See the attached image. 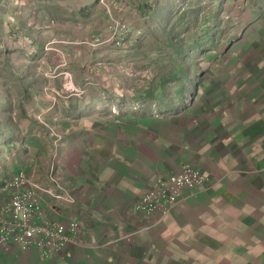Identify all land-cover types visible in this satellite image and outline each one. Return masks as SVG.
<instances>
[{
    "label": "crops",
    "instance_id": "0c3cea01",
    "mask_svg": "<svg viewBox=\"0 0 264 264\" xmlns=\"http://www.w3.org/2000/svg\"><path fill=\"white\" fill-rule=\"evenodd\" d=\"M151 4L0 0V65L24 73L104 71L108 63L98 61L102 51L95 40L107 37L111 18L128 22L133 35H139L144 22L155 16ZM217 6L222 8L215 20L229 24L230 38L236 35L233 43L217 45L218 53L243 51L259 61L209 64L207 72L214 75L201 79L197 108L190 106L174 118L130 109L103 118L101 124L90 117L95 121L84 126L85 118L71 117L76 113H52L54 130L74 136L53 146L50 157L56 177L75 202L56 200L55 187L47 178L41 185L48 191L42 193V222L79 220L77 242L52 260L43 258L39 247L21 251L0 246V264H264V0H219ZM255 21L262 25L260 35L252 29L253 35L244 42L242 33L251 30L246 23ZM220 31L212 40L220 37L222 43ZM91 82L104 86L106 81ZM90 93L87 100L101 102ZM2 99L0 122L11 111ZM34 99L41 104L33 109L22 104V119L50 115L45 109L52 99L42 93ZM28 127L18 128L27 133ZM45 131L42 126L40 132L32 129ZM39 147L27 146L36 150L25 166L44 150ZM4 150L13 153V145H4ZM8 158L12 167L16 160L9 154ZM184 162L200 169L205 184L185 190L182 203L166 216L136 213L134 206L147 188L158 178L178 173ZM7 165L3 154L0 168ZM24 167L20 171L28 170ZM0 177V182L12 178L6 171ZM1 196L8 201L10 195Z\"/></svg>",
    "mask_w": 264,
    "mask_h": 264
},
{
    "label": "rangeland",
    "instance_id": "374dc122",
    "mask_svg": "<svg viewBox=\"0 0 264 264\" xmlns=\"http://www.w3.org/2000/svg\"><path fill=\"white\" fill-rule=\"evenodd\" d=\"M100 2L106 4V0ZM212 2V0H157L151 4L156 8L154 18L144 22V30L139 35H133L128 22L111 18L107 37L104 36L102 37L104 39L94 42L100 45L102 51L101 57L97 58L98 61L103 60L108 63L104 71L82 69L24 73L13 72L0 65V98L6 100L5 106L11 108L10 114L0 122V149H2L0 156L6 154L8 159L7 167L0 168V176L1 172L6 171L7 175L13 178L36 150L27 149V146L34 148L43 144L38 149L44 150L40 153L36 152L38 158L32 165H27L30 173L27 172L28 170L25 171L31 184L43 188L41 185H45L48 178L46 169L48 165L50 167L53 165L50 157L51 149L60 143L69 142L70 138L74 137L59 134L54 130L51 126L54 112H60L62 116L76 113L77 115L73 114L71 117L85 118L84 126H90L94 119L101 124L109 116L122 115L132 110L144 115L174 118L175 115L187 111L190 106L197 108L195 102H197V90L201 79L211 78L210 75H214L212 72L210 74L207 72L209 64L225 65L232 61L245 63V59L247 62L259 61V58L253 59L243 51L240 54L235 52L233 55L222 50L218 53L217 45L227 46L233 43L236 35L230 38L229 24H218L215 20L220 17L218 12L222 7L217 6L219 0L218 3L212 4ZM118 22L126 26L124 35L116 28ZM257 22L246 23L251 30L242 33L244 42L253 35V30L260 35L262 25ZM234 24L236 23H232L231 26ZM214 26L216 30L212 32ZM241 26H238L239 34H241ZM219 30L222 33L221 38L224 39L222 43L220 37L212 40V36ZM121 38L123 41L118 44ZM215 72L219 74L221 71ZM223 72L229 74L226 69ZM99 79L106 81L104 86H97L91 82ZM90 92L97 99L99 96L101 102L87 100L86 97L91 95ZM41 93L52 99L51 105L47 103L45 109L50 111V115L22 119L23 105L27 109H33L34 106L41 104L34 99ZM19 126L26 128L29 126L27 133H23ZM41 126L46 127L48 131L39 134ZM95 126L98 124L95 123ZM34 128L38 132H32ZM5 129L7 136L1 133ZM77 141L79 142L80 139L78 138ZM4 145H13V153L5 152ZM8 154L11 160H16L12 167ZM23 162L24 166H21ZM185 163L190 164L184 162L182 165ZM190 165L198 169L195 165ZM9 178H3L1 182L8 181Z\"/></svg>",
    "mask_w": 264,
    "mask_h": 264
},
{
    "label": "built area",
    "instance_id": "2783aa9c",
    "mask_svg": "<svg viewBox=\"0 0 264 264\" xmlns=\"http://www.w3.org/2000/svg\"><path fill=\"white\" fill-rule=\"evenodd\" d=\"M156 1L150 0V3ZM116 28L125 34L124 24L118 22ZM122 41L121 38L117 43ZM48 178L55 187L52 195L56 200L64 204L75 202L73 195L56 177L54 164L48 170ZM205 181L206 176L199 169L185 163L178 173L156 179L139 198L134 210L143 217L166 216L182 203L185 190L200 188ZM44 192L48 191L31 184L24 171L2 182L0 200H3L1 193H9L10 196L9 201H0V246H15L21 251L39 247L43 258L52 260L68 244L77 242L79 220L42 222Z\"/></svg>",
    "mask_w": 264,
    "mask_h": 264
}]
</instances>
